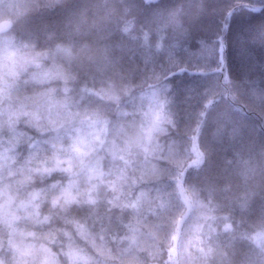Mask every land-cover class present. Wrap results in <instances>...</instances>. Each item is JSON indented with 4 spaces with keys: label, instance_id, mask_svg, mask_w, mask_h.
<instances>
[{
    "label": "snow or ice",
    "instance_id": "obj_1",
    "mask_svg": "<svg viewBox=\"0 0 264 264\" xmlns=\"http://www.w3.org/2000/svg\"><path fill=\"white\" fill-rule=\"evenodd\" d=\"M257 70L264 0H0V264H182L221 237L264 264V191L255 219L253 191L216 201L264 158ZM188 74L205 86L181 98Z\"/></svg>",
    "mask_w": 264,
    "mask_h": 264
},
{
    "label": "trees",
    "instance_id": "obj_2",
    "mask_svg": "<svg viewBox=\"0 0 264 264\" xmlns=\"http://www.w3.org/2000/svg\"><path fill=\"white\" fill-rule=\"evenodd\" d=\"M73 3L77 4H95V3H102L103 0H72ZM112 4H118L119 0H110ZM170 3H180L181 0H169ZM186 2V0H185ZM206 2H211V0H206ZM227 2V0H225ZM95 10L90 11V15L93 14ZM100 14H103V9H100ZM215 23L214 18L207 17L205 19V24L213 26ZM202 38L211 39V32H205L200 31L193 33L189 38H187L183 44L185 47H188L192 52H196L199 45L198 40ZM242 40H236V41H230L229 46L226 50V69L229 72H237L239 75L242 71V63L241 58L239 56L240 47L242 45ZM39 50V49H38ZM257 60L261 59V52L259 49H256L253 53ZM193 70H190V73ZM251 79L256 80V86L259 87L264 81H261L259 78V72L258 70L256 72H253L250 76ZM182 79V84L180 86V89L178 90V96L182 98L183 96V87L189 86L193 88L196 91H200L203 89L204 81L199 79L197 76L188 74L185 75ZM175 83V81H174ZM238 84H240L241 87H246V85L243 84L242 80L238 81ZM245 103H250L251 101L248 100L247 97L244 98ZM23 127V126H22ZM211 132V129L209 130V133ZM161 142L163 143L164 140L162 139ZM231 155V153H228ZM244 159L250 161V163L255 167V173L251 175L245 183L240 176L238 175V172L234 171L231 176H229L227 179H222L220 181L221 184L225 182H231L233 185V192L232 193H217L216 194V201L217 202H223L224 196L228 195H234V194H240L245 191H253L255 195L252 197V203H251V211L253 213V219H255V216L259 213L260 205H261V193L264 191V158L260 155V145L259 141L254 145H250L248 149L244 153ZM192 179L193 182H198L197 178L195 177V170H192ZM203 196L207 198V193H203ZM238 213V210H237ZM211 247L214 249V251L208 255L204 256L201 254L199 248L200 245H194L191 247L187 253H185L182 257V264H221V261L223 259V255L226 254L227 257L232 261V264H240L241 260L244 258V255L246 253H249V245L248 242L238 243L235 245V247L229 246L227 237H221L219 240H213L211 242ZM205 248H207V245H205ZM165 259L167 258V253H165Z\"/></svg>",
    "mask_w": 264,
    "mask_h": 264
}]
</instances>
